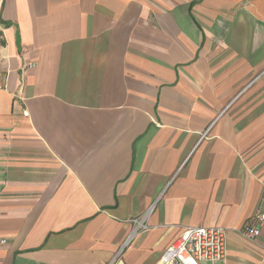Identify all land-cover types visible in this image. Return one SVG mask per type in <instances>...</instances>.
I'll return each mask as SVG.
<instances>
[{
  "label": "crops",
  "instance_id": "0c3cea01",
  "mask_svg": "<svg viewBox=\"0 0 264 264\" xmlns=\"http://www.w3.org/2000/svg\"><path fill=\"white\" fill-rule=\"evenodd\" d=\"M0 37V264H110L145 217L118 264L188 227L264 264V0H0Z\"/></svg>",
  "mask_w": 264,
  "mask_h": 264
},
{
  "label": "built area",
  "instance_id": "2783aa9c",
  "mask_svg": "<svg viewBox=\"0 0 264 264\" xmlns=\"http://www.w3.org/2000/svg\"><path fill=\"white\" fill-rule=\"evenodd\" d=\"M2 37H0L1 39ZM33 65H31L32 67ZM4 86L0 85V89ZM27 116L28 112H24ZM135 231L125 242V246L116 254L110 264H118L124 249L130 244L135 234L145 232L149 228L146 217L134 220ZM264 224V213L258 212L251 222L244 226L242 236L254 241L261 237V228ZM228 230L221 227H188L167 248L159 264H227ZM7 240L0 239V244ZM264 248V247H263Z\"/></svg>",
  "mask_w": 264,
  "mask_h": 264
}]
</instances>
